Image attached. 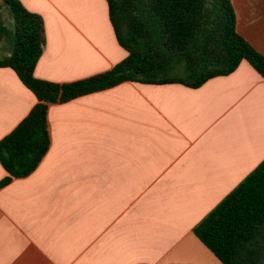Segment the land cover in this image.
<instances>
[{
    "label": "crops",
    "instance_id": "crops-1",
    "mask_svg": "<svg viewBox=\"0 0 264 264\" xmlns=\"http://www.w3.org/2000/svg\"><path fill=\"white\" fill-rule=\"evenodd\" d=\"M20 1L44 21L35 77L76 81L127 55L106 0ZM231 2L264 56V0ZM35 103L0 67V139ZM47 123L37 167L0 187V264H222L192 227L264 158V79L247 62L197 88L122 82L50 104Z\"/></svg>",
    "mask_w": 264,
    "mask_h": 264
},
{
    "label": "trees",
    "instance_id": "trees-1",
    "mask_svg": "<svg viewBox=\"0 0 264 264\" xmlns=\"http://www.w3.org/2000/svg\"><path fill=\"white\" fill-rule=\"evenodd\" d=\"M117 43L127 55L110 69L71 82L34 76L45 34L40 14L20 0H0V67L12 69L36 103L0 139L6 175L25 177L48 150V106L122 82L197 88L247 62L264 79V56L237 31L231 0H106ZM222 264H264V158L193 227Z\"/></svg>",
    "mask_w": 264,
    "mask_h": 264
},
{
    "label": "rangeland",
    "instance_id": "rangeland-1",
    "mask_svg": "<svg viewBox=\"0 0 264 264\" xmlns=\"http://www.w3.org/2000/svg\"><path fill=\"white\" fill-rule=\"evenodd\" d=\"M6 50V44L5 43H0V56L3 55V53H5Z\"/></svg>",
    "mask_w": 264,
    "mask_h": 264
}]
</instances>
